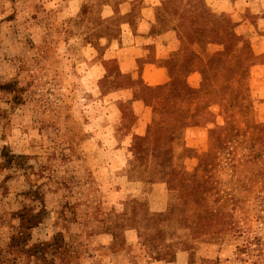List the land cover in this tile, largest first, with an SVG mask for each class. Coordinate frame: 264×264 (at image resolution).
<instances>
[{"label":"rangeland","instance_id":"1","mask_svg":"<svg viewBox=\"0 0 264 264\" xmlns=\"http://www.w3.org/2000/svg\"><path fill=\"white\" fill-rule=\"evenodd\" d=\"M239 1L254 11L260 0ZM199 3L229 21L236 49L255 57L231 81L246 95L193 100L203 107L192 124L204 127L202 136L190 141L180 126L152 146L151 122L135 131L151 108L139 80L113 60L105 77L88 70L143 0H0V83L13 88L0 89V151L26 157L24 167L0 171V264H264V96L251 67L264 54L250 43L258 28ZM125 86L142 113L112 101L109 92ZM31 189L46 214L28 243L55 245L8 252L16 212L40 206ZM237 244L251 251L238 259Z\"/></svg>","mask_w":264,"mask_h":264},{"label":"crops","instance_id":"2","mask_svg":"<svg viewBox=\"0 0 264 264\" xmlns=\"http://www.w3.org/2000/svg\"><path fill=\"white\" fill-rule=\"evenodd\" d=\"M199 2L200 0H143L136 13L125 12L126 16H123L118 24V35L109 41L101 59L89 64L88 70H91L93 78L105 77L107 73L105 62L113 60L116 63L115 70L132 81L139 80L137 83L139 87L142 84L151 87L167 84L168 93L152 99L148 116L140 121L135 130L142 132L146 121L151 122L152 132L158 133L157 146L169 138L167 131L180 128L183 113L200 111L203 108L202 105L193 108V100L219 97L218 99L224 101L231 98V102L239 97V90L234 89L231 81L222 82L220 86L214 83L205 84V74L202 71L215 70V59L222 49L215 38L201 37V29L210 21L207 20L205 16L207 13ZM204 2L213 12L231 17L237 24L239 23L238 26L243 25L245 18L255 24L258 34L250 43L255 54H264V0L259 1L254 11H250L249 6L247 8L239 0ZM195 4L201 6L200 11H195ZM247 11L248 16H245ZM224 20L213 19L216 25H220ZM166 24V27H162ZM181 57H185L191 65L175 76L174 64ZM252 60L255 61V57H251L248 50L244 52V61ZM251 67L259 69L258 82L261 86L258 91L260 96H264V62L258 61ZM187 83L192 87H186ZM201 86L204 89H200ZM135 92L133 86H125L115 88L109 94L112 101L130 103L133 112L139 114L146 106L141 99L135 98ZM113 112L116 114L120 110L116 109ZM154 114L157 117L155 127H152ZM187 129L189 133L187 139L191 141L202 136L204 127L192 125L187 126Z\"/></svg>","mask_w":264,"mask_h":264},{"label":"trees","instance_id":"3","mask_svg":"<svg viewBox=\"0 0 264 264\" xmlns=\"http://www.w3.org/2000/svg\"><path fill=\"white\" fill-rule=\"evenodd\" d=\"M207 13V11H204ZM210 13H207L205 16L207 20L210 21L208 25L201 29V37L204 39L207 38H215L219 44L223 45V49L219 52L216 56V68L213 71H209L204 69L202 72L205 74V84L207 83H214L217 86H220L222 82H228L232 80H238L236 75L242 73L243 70V63H244V53L243 50L236 49V40L237 35L233 31V25L224 20L220 25L214 24L213 19L209 17ZM190 62L185 58L181 57L178 59L174 64L173 74L177 76L182 71H185L188 66H190ZM11 82L9 83H0V89L9 90L12 88ZM13 89V88H12ZM140 95V98L146 99L151 101L155 96L165 95L167 94V84L157 85L155 87L148 86L146 84H142L137 91ZM239 94L242 96L246 95V92L243 91L242 87L239 89ZM14 97H16L14 95ZM201 113V111H187L181 115V128L182 126L192 125L193 123H197L196 114ZM194 118L193 120H191ZM179 128H175L172 130L167 131V134L171 133L173 135L174 132L179 131ZM157 135L158 133L151 131V136L153 140H151V145L155 146L157 143ZM141 140V138H138ZM141 143L147 144L148 141H138L137 145H141ZM25 155L23 154H14L9 151L5 146L2 147L0 151V171L8 170L10 168H20L24 167L25 164ZM157 170L159 172L163 171L162 166ZM156 169V168H154ZM196 188V185L193 186ZM33 191L34 198L36 201L40 203V206H36L35 208H26L23 207L16 212V217L19 220V224L14 227L9 236V242L7 243L8 252L17 251L18 248H25V251L28 252L29 255H36L38 251L42 253L45 252L46 249L49 247H53L55 245V241L51 242H41L37 244H29V229L37 226L40 222H42L43 218L46 214L45 206L42 203V197L40 193L36 189H31L29 192ZM136 203V201H134ZM38 205V204H36ZM235 231V228H234ZM58 235V234H57ZM55 235V239L57 238ZM54 239V240H55ZM235 254L237 255L238 259H241V254L247 251V254L251 251L250 247L246 245H236L235 247ZM207 264H220L219 258L216 259H207Z\"/></svg>","mask_w":264,"mask_h":264}]
</instances>
